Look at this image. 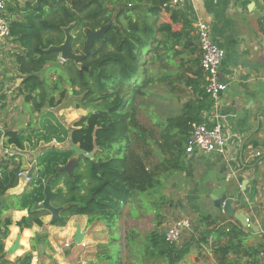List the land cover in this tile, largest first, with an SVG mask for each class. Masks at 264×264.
I'll use <instances>...</instances> for the list:
<instances>
[{"label": "trees", "instance_id": "trees-1", "mask_svg": "<svg viewBox=\"0 0 264 264\" xmlns=\"http://www.w3.org/2000/svg\"><path fill=\"white\" fill-rule=\"evenodd\" d=\"M167 1L124 0L125 6H131L132 16L128 17L127 7L121 6L116 15L123 16L126 25L118 20L117 26L95 43L93 53L83 59L87 68L81 75L75 63L67 61L63 70L55 71L57 78L52 82L38 76L48 64L57 61V53L46 50L60 46L65 38L63 30L71 25L72 48H83L86 33L111 21L110 9L101 0H34L37 9L28 2L22 9V20L11 21L9 38L22 50L15 57L17 72L23 77L19 94L31 105L30 112L48 118L52 112L46 111L58 108L62 102L87 110L88 114L74 124L70 138L72 145L85 154H93L92 160L80 157L69 176L60 169L72 159L71 149H50L44 153L38 164L39 170L44 168L29 183L32 188L21 197V209L28 208V215L16 223L20 231L33 226L41 228L42 219L50 216L46 211L33 210L44 200L45 186L55 193L51 205L64 209L60 220L52 226L63 228L71 217L86 216L89 225L105 223L110 227L113 218L121 215V205L130 204L138 194L152 190L159 184L160 173L170 170L189 174L185 163L187 140L192 126L204 122L202 114L209 111L212 103L201 87L204 83H201L200 60L193 61L197 69L192 73L194 79H188L182 70L187 63L183 56L186 51L194 52L196 39L189 36L192 29L184 19L179 31L172 30L171 25L179 22L180 14L170 10ZM20 10L13 6L7 12L16 16ZM162 11L169 14V24L159 23ZM151 17L155 18L154 22L150 21ZM177 82L182 88L174 87ZM161 84L169 94L177 91L179 107L171 115L152 119L158 130L155 133L140 124L136 112L138 100L148 94L145 88ZM187 88L193 95L180 103ZM43 127L38 134L46 142L51 139L62 142L67 136V130L54 120ZM6 137L8 145L22 149L20 133L8 132ZM17 172L7 173L6 181H0L1 195L17 185ZM9 225V219L0 224V260L5 257L3 241L9 234ZM206 235L201 232L198 243L206 244ZM135 237L134 232L127 233L122 248L137 254L135 264H144L143 257L147 264H159L160 260L163 264H180L188 251L168 244L161 230L147 235L144 248L134 246ZM116 238L113 234L110 243L99 247L104 249L96 254L99 264H124L126 256L115 244ZM43 249L50 250L47 235H37L31 239L30 253L5 264H31L32 253ZM140 249L143 256H138ZM232 249L233 245L228 244L219 253L226 257ZM48 259L51 260L48 264H57Z\"/></svg>", "mask_w": 264, "mask_h": 264}, {"label": "crops", "instance_id": "crops-1", "mask_svg": "<svg viewBox=\"0 0 264 264\" xmlns=\"http://www.w3.org/2000/svg\"><path fill=\"white\" fill-rule=\"evenodd\" d=\"M28 2L33 5L37 3L34 0H8L6 12L13 6L22 11ZM168 8L180 14L179 22L171 25L173 31L182 28L184 19L192 29L189 36L196 39L195 24L197 21H203L210 26L212 41L224 51L219 77L227 89L221 98L220 114L223 133L228 142L223 156L186 154L185 163H189V174L177 176L171 189L176 202L160 215L164 222L168 223L170 219L172 222L164 229L158 227V230L164 234L170 225L182 219L191 225L189 230L182 232L180 240L175 244L178 249L188 247L187 254L180 264H264V0H189L178 9ZM7 15L10 19L12 17V20L21 17L20 14L11 16L8 12ZM160 15L165 17L162 23H170L169 14L162 11ZM154 20V17L150 18L151 22ZM193 46L195 49L192 54L187 51L184 54L187 63L182 67L190 80L194 79L192 73L197 70L193 61L200 60L196 41ZM0 56L4 59L8 52L4 51ZM4 66L0 75V181H6V174L13 170L28 171L33 180L45 152L50 149H71L70 125L85 117L87 112L62 102L58 108L46 111L48 114L54 112L52 118L32 114L31 105L19 94L23 77L15 66ZM203 82L201 74V83ZM160 87L164 88V84ZM174 87L182 88V85L177 82ZM174 92V95H171L166 91L165 97L161 98L177 102V91ZM185 92L186 97L180 100L181 103L193 95L190 88ZM156 109L151 103H146L143 108L151 115V119L157 117L153 116L157 112ZM174 112L175 110L169 113L171 115ZM50 120L58 122L67 130V136L62 142L55 139L46 142V138L38 134ZM8 132L21 134L22 149L7 144ZM257 153L262 155L258 157ZM27 187L28 185L17 179L15 187L8 189L3 195L0 194V224L7 219L11 220L9 234L3 241L5 257L0 260V264L13 263L17 258L30 253L31 239L35 236L47 235V240H50L48 236L55 233V228L49 223L50 216L42 219L41 228L33 226L31 229L20 231L16 227V223L28 215V208L21 209V197L27 193ZM235 194H238V198L232 203L231 209L235 214H243L244 219L250 220L248 228L245 220L244 227L236 218L213 208L214 199L224 196L231 200ZM211 196L214 198L211 199ZM173 218L176 220L173 221ZM87 220L86 216H73L62 229L69 238H73L76 227L81 228L84 234L82 242L88 245L87 249L90 250L91 256L88 260L95 264L96 249L102 243L94 241L85 233L91 231L94 225H88ZM99 225L101 226L96 227V232L104 227L102 223ZM201 232L207 233L206 244L198 243ZM18 236L20 248L13 255H8L7 250ZM228 244L233 245V249L224 257L219 253V249L227 247ZM78 246L75 244L74 252H66L64 255L68 258L58 261L57 264H73L71 260L75 264H85L81 255L86 253V250L82 251ZM122 251L123 256H126L123 257L124 261L137 260L134 251ZM72 254L76 257L71 258ZM32 256L31 264H35L38 261L37 255L32 253ZM143 262L148 263L145 257ZM159 264H163L162 260Z\"/></svg>", "mask_w": 264, "mask_h": 264}, {"label": "rangeland", "instance_id": "rangeland-1", "mask_svg": "<svg viewBox=\"0 0 264 264\" xmlns=\"http://www.w3.org/2000/svg\"><path fill=\"white\" fill-rule=\"evenodd\" d=\"M7 4H8V0H7ZM5 18L8 24L10 25V18L7 15L6 9H5ZM164 18L165 17L160 15L158 18L159 23H162L163 22L162 19ZM122 25L123 26L126 25V20L124 19L122 20ZM0 49H1L0 54H4V51L8 52V56H6L4 59L0 56V75H2V71L5 68L4 64L8 65L9 68L10 67L17 68L15 57L16 54L17 55L20 54L22 50L17 44L13 43L10 38L3 41V43L0 46ZM59 62L61 61L59 60ZM55 69L57 71H60V67H57L54 64H48L45 70L41 71L38 74V76L40 79H44V80L46 79V81L52 82L55 78H57L56 75L57 72H55L56 71ZM146 91H148V94L145 97L138 100L139 108L136 112V117L137 120L140 122V124L143 125L146 129H151V131L158 133V130L155 128V126H152L153 123H152L151 115L147 114L146 110L145 111L143 110L145 104L151 103L154 107H156L157 112L154 113L153 116L154 117L157 116L158 118H161L163 116L170 115L169 112L172 113V111L174 110L176 111V109L179 107L178 98H177V102H171L162 99L161 96L165 97L166 90L165 88L160 86H155V87L148 86L145 88V94ZM68 93L70 94L71 92L69 91ZM182 95L183 96H181V99L185 98L186 92H184ZM86 112L88 114L87 110ZM53 114L54 112H52L50 118H52ZM56 120L59 121L58 118H56ZM70 126L72 127L69 128V134L74 129V123L73 125ZM74 157L75 155H72V159ZM154 162L156 163V160ZM39 168L40 167H38V171L34 174L33 182L38 177L39 172L44 168V166H42L40 170ZM178 175L179 173L171 172L170 170L165 174L160 173L158 176L159 184L156 185L152 190H149L143 194H138V196L133 198L130 204L124 206L121 205V215L117 218L116 217L113 218L114 220L110 225L112 229L106 226L105 223H102L104 227H102L99 230V232H96L95 231L96 227L101 225H99V223L92 225V228L90 229L91 231H87L85 233L89 234L92 237V239H94V241L102 243L99 244V246L97 247L96 254L99 253V251L104 252V249L99 247L101 245H106L110 243L113 234L117 235L115 244H117L119 247H122L124 245V240L125 237L127 236V233L134 232L136 234L135 241L138 242L135 243L134 246L137 248H144L145 238L149 233H151V231L158 230V227L160 226L164 229L165 226L169 225V222H172L171 219L168 223H166L161 219L160 215H163V213H165V211L168 210L169 207L171 205H174L176 202L175 195L174 193H171V189L173 188ZM32 186H33L32 183L29 184L27 187V191L30 190ZM175 220L176 218H173V221ZM51 227L55 228L54 229L55 233L53 235L48 236L50 238V240H48L50 250L43 249L42 251L36 252L38 261L35 264H48L51 261L50 259H48V257H50L52 261L56 263H58V261H65L68 257L64 254L66 252L68 254H71L72 252H74L73 249L76 248L74 247L75 243L73 242V238L72 237L69 238V235L65 233L64 229L52 225ZM74 230L72 232H74ZM67 244L69 245V247L65 246ZM82 244H84V242H81V245L79 244V246L76 245L80 247L78 249L82 251L86 250V253L85 252L82 253L81 257L85 259L86 262L85 264H92V262L88 260V258L91 256L89 255L90 250L87 249L88 245L81 247ZM187 248L188 247H186V249ZM140 251L141 252L138 254V256H143L141 249ZM74 256L75 255L72 254L71 258H74ZM95 259H96L95 264H99L97 262V258ZM71 261L73 264H75L73 260ZM80 264H82V262H80ZM124 264H135V262L133 260L128 262V260L125 259Z\"/></svg>", "mask_w": 264, "mask_h": 264}, {"label": "built area", "instance_id": "built-area-1", "mask_svg": "<svg viewBox=\"0 0 264 264\" xmlns=\"http://www.w3.org/2000/svg\"><path fill=\"white\" fill-rule=\"evenodd\" d=\"M189 0H168L167 5L171 9H178ZM7 0H0V46L9 38V24L5 18V9ZM196 42L200 53V69L203 78V89L207 94L212 105L208 112L202 114L204 122L193 125L189 134L185 153L218 155L225 154L228 138L223 133L221 123V98L227 89L226 84L220 80L219 67L224 58V51L220 49L211 38L210 26L197 21L195 24ZM262 153H257L260 157ZM17 179L24 184L31 182V176L28 171H18ZM246 227H250V220L245 219ZM191 225L185 219L177 220L170 225L164 232L165 241L170 245H175L180 240L184 230H189ZM69 247V245H65ZM85 243L81 247H84Z\"/></svg>", "mask_w": 264, "mask_h": 264}, {"label": "water", "instance_id": "water-1", "mask_svg": "<svg viewBox=\"0 0 264 264\" xmlns=\"http://www.w3.org/2000/svg\"><path fill=\"white\" fill-rule=\"evenodd\" d=\"M35 9L38 8V4L35 3L33 5ZM129 16H132V14H129ZM109 25H105L99 30L89 33L87 36V42L85 45V50L82 54H76L73 51L72 48V43L74 40L73 35L71 34L72 30V25L69 26L68 28L64 29V42L58 46V47H50L49 49L46 50V52L54 51L58 54L57 60L61 62H66V61H72L75 63L78 67H80V64L82 60L85 58V56L91 54V46L94 41L102 40L104 37V34L107 30ZM58 60V61H59ZM79 75H81V71H79ZM71 94V93H70ZM71 151H73L75 157L71 159L63 168L60 169V171L67 173L69 176L72 175V171L77 165L79 164V158L84 157L86 159L92 160L93 154H85L82 150L79 149L77 145H72L71 146ZM191 161V158L189 159V162ZM188 170H189V163L187 164ZM43 195H44V200L42 203L35 205L33 207V210L35 211H46L50 214V221L49 223L51 225L55 224L57 221L60 220V214L64 210L62 207L55 208L51 205L52 199L55 197V193L51 190L49 186H45L43 190ZM211 199L214 197L211 196ZM238 194H235L233 199L228 200L224 196L220 197L219 199H214L213 202V208L215 210L221 211L223 214L231 216L236 218L244 227V215L243 214H235L232 209L231 205L234 201H237ZM84 234L81 231V228L79 226L76 227L74 236H73V242L76 245H79L82 240H83ZM19 239L20 237L18 236L13 245L10 247V249L7 250L8 255H13L15 251H17L20 248L19 245Z\"/></svg>", "mask_w": 264, "mask_h": 264}, {"label": "flooded vegetation", "instance_id": "flooded-vegetation-1", "mask_svg": "<svg viewBox=\"0 0 264 264\" xmlns=\"http://www.w3.org/2000/svg\"><path fill=\"white\" fill-rule=\"evenodd\" d=\"M102 2H103V5L105 6V7H107L108 9H110V13H109V15H111V21L110 22H108V23H106L105 25H109L108 26V28H107V30H106V32H108L110 29H111V27H113V26H117V21L119 20L120 22H122V20L124 19V17L123 16H121V17H117V15H116V10L118 9V7L119 6H121L123 9L125 8V7H127L125 10V12H126V15L129 17V14H131V6L129 5V6H125V2H124V0H122L121 1V3H119L118 2V0H101ZM101 2V3H102ZM7 7H8V5H7ZM21 11V10H20ZM18 14H20L21 15V17H20V19H16V20H19V21H21L22 20V14H23V12L21 11V12H19ZM17 14V15H18ZM16 15V16H17ZM19 17V16H18ZM13 18L11 17V19H10V23H11V21H14V20H12ZM125 20V19H124ZM105 25H103V26H105ZM102 26V27H103ZM101 27V28H102ZM100 29V28H99ZM98 29V30H99ZM97 31V30H96ZM93 32H95V31H93ZM105 32V33H106ZM92 33V32H91ZM89 35V33H86V38H85V41H84V44H83V48H81L80 46H76V47H73V51L76 53V54H82L83 52H84V50H85V45H86V42H87V36ZM74 36V35H73ZM104 36H105V34H104ZM104 38V37H103ZM99 41V40H98ZM98 41H94L93 43H92V46H91V50H93V46L95 45V43L96 42H98ZM91 53H93V51L91 52ZM58 55V54H57ZM91 54H89V55H87V56H90ZM87 56H85V59H86V57ZM84 59V60H85ZM84 60L81 62V64H80V67H78L76 64V68H77V70L78 71H82V70H86V66H84L83 65V62H84ZM66 63H67V61L66 62H59V61H56V64H54V65H56V66H58V67H60V70H63L64 69V67H65V65H66ZM56 70V69H55Z\"/></svg>", "mask_w": 264, "mask_h": 264}]
</instances>
